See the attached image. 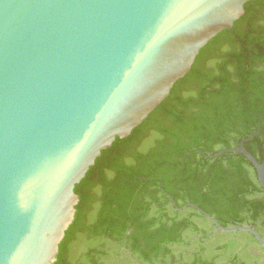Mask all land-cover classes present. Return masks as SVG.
Segmentation results:
<instances>
[{
	"label": "water",
	"instance_id": "obj_1",
	"mask_svg": "<svg viewBox=\"0 0 264 264\" xmlns=\"http://www.w3.org/2000/svg\"><path fill=\"white\" fill-rule=\"evenodd\" d=\"M250 0H0V264H54L74 187L101 151L168 97L199 51ZM238 145L264 191V162ZM217 233L222 226L187 202ZM124 249V248H123ZM127 255L140 264L129 251Z\"/></svg>",
	"mask_w": 264,
	"mask_h": 264
},
{
	"label": "trees",
	"instance_id": "obj_2",
	"mask_svg": "<svg viewBox=\"0 0 264 264\" xmlns=\"http://www.w3.org/2000/svg\"><path fill=\"white\" fill-rule=\"evenodd\" d=\"M264 162V0H250L230 30L198 53L190 70L132 132L101 151L75 185L74 219L54 264H257L264 248L244 232L217 233L191 202L222 226L264 218V191L241 154ZM264 224V222H263ZM128 232V234H126ZM196 237H199L196 239ZM176 245V247H172ZM260 252V253H258Z\"/></svg>",
	"mask_w": 264,
	"mask_h": 264
},
{
	"label": "flooded vegetation",
	"instance_id": "obj_3",
	"mask_svg": "<svg viewBox=\"0 0 264 264\" xmlns=\"http://www.w3.org/2000/svg\"><path fill=\"white\" fill-rule=\"evenodd\" d=\"M167 195V198H168V194H166ZM181 211V210H180ZM259 222H260V225H259V227H258V230L259 231H257L256 229H254L255 231H257L258 232V234L264 239V224H263V222H264V218H261V220H259ZM249 226V225H248ZM251 227V226H250ZM212 233V232H211ZM210 233V234H211ZM126 234H128V232H126ZM199 237H196V239H198ZM207 238H208V235H207ZM213 238V237H212ZM259 245V244H258ZM260 246V245H259ZM172 247H176V245H173ZM262 247V246H261ZM124 248V249H123ZM264 248V247H263ZM127 251H129L130 252V250H128L126 247H125V245H122L121 247H120V252L119 253H121V255L120 256H118V260H120V259H129V264H135L133 261H131V259L129 258V256L127 255ZM131 253V252H130ZM258 253H260V252H258ZM261 255H263L264 254V251L263 252H261L260 253ZM131 255H132V253H131ZM133 256V255H132ZM134 257V256H133ZM135 258V257H134ZM136 259V258H135ZM137 260V259H136ZM138 261V260H137ZM139 262V261H138ZM140 264H142L141 262H139ZM257 264H264V261L263 260H258V263Z\"/></svg>",
	"mask_w": 264,
	"mask_h": 264
},
{
	"label": "rangeland",
	"instance_id": "obj_4",
	"mask_svg": "<svg viewBox=\"0 0 264 264\" xmlns=\"http://www.w3.org/2000/svg\"><path fill=\"white\" fill-rule=\"evenodd\" d=\"M260 260H263L264 261V254L263 255H260Z\"/></svg>",
	"mask_w": 264,
	"mask_h": 264
}]
</instances>
